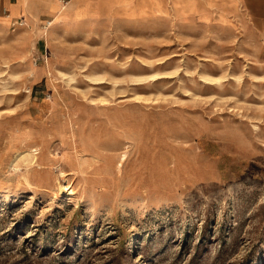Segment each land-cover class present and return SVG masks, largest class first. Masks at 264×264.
I'll use <instances>...</instances> for the list:
<instances>
[{
    "label": "rangeland",
    "instance_id": "rangeland-1",
    "mask_svg": "<svg viewBox=\"0 0 264 264\" xmlns=\"http://www.w3.org/2000/svg\"><path fill=\"white\" fill-rule=\"evenodd\" d=\"M13 11L0 264H264V0Z\"/></svg>",
    "mask_w": 264,
    "mask_h": 264
},
{
    "label": "crops",
    "instance_id": "crops-1",
    "mask_svg": "<svg viewBox=\"0 0 264 264\" xmlns=\"http://www.w3.org/2000/svg\"><path fill=\"white\" fill-rule=\"evenodd\" d=\"M19 0H0V26H7L14 23L18 19H22L21 16H18L14 13L13 8L18 4ZM83 1V0H82ZM37 1V6H38ZM44 8V4H41ZM4 10V13L2 12ZM35 15L40 19L43 16H49L48 12L45 10H37L34 12ZM34 19H30L32 21Z\"/></svg>",
    "mask_w": 264,
    "mask_h": 264
},
{
    "label": "bare ground",
    "instance_id": "bare-ground-1",
    "mask_svg": "<svg viewBox=\"0 0 264 264\" xmlns=\"http://www.w3.org/2000/svg\"><path fill=\"white\" fill-rule=\"evenodd\" d=\"M40 148L28 147L26 150H23L17 153L12 161L11 167L15 170L16 167L19 166L20 162H28V163H36L38 161L37 154H39ZM126 154L123 155V159H125ZM65 191V190H64ZM68 197L72 198L75 195L74 189L70 187L68 189Z\"/></svg>",
    "mask_w": 264,
    "mask_h": 264
},
{
    "label": "built area",
    "instance_id": "built-area-1",
    "mask_svg": "<svg viewBox=\"0 0 264 264\" xmlns=\"http://www.w3.org/2000/svg\"><path fill=\"white\" fill-rule=\"evenodd\" d=\"M16 23H18L19 25H22V26L24 25V24H23V21H19V22L16 21L14 25H17ZM14 25H13V26H14Z\"/></svg>",
    "mask_w": 264,
    "mask_h": 264
}]
</instances>
